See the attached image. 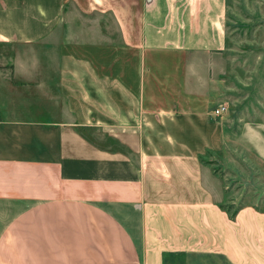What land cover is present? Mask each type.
Here are the masks:
<instances>
[{
	"label": "crops",
	"instance_id": "obj_1",
	"mask_svg": "<svg viewBox=\"0 0 264 264\" xmlns=\"http://www.w3.org/2000/svg\"><path fill=\"white\" fill-rule=\"evenodd\" d=\"M227 4L0 0V264H264Z\"/></svg>",
	"mask_w": 264,
	"mask_h": 264
},
{
	"label": "rangeland",
	"instance_id": "obj_2",
	"mask_svg": "<svg viewBox=\"0 0 264 264\" xmlns=\"http://www.w3.org/2000/svg\"><path fill=\"white\" fill-rule=\"evenodd\" d=\"M224 29L227 46L222 56L231 59V110L234 106L244 108L241 117L248 125H264V0H228ZM246 108L252 112L246 113ZM245 156L248 162L240 161L236 177L234 170L224 171L230 174L225 176L229 191L237 198L230 213L245 205L264 212V161L251 150H245ZM205 162L224 174L216 155H209Z\"/></svg>",
	"mask_w": 264,
	"mask_h": 264
},
{
	"label": "built area",
	"instance_id": "obj_3",
	"mask_svg": "<svg viewBox=\"0 0 264 264\" xmlns=\"http://www.w3.org/2000/svg\"><path fill=\"white\" fill-rule=\"evenodd\" d=\"M226 109H227V106H226V105H224V104L218 105V106L213 110V114H214L215 116H217V115H221V114H223V113L226 111Z\"/></svg>",
	"mask_w": 264,
	"mask_h": 264
}]
</instances>
